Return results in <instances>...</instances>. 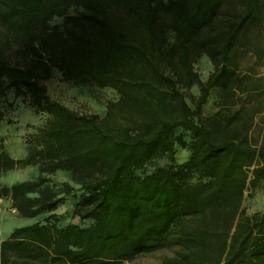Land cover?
Wrapping results in <instances>:
<instances>
[{"label":"trees","instance_id":"16d2710c","mask_svg":"<svg viewBox=\"0 0 264 264\" xmlns=\"http://www.w3.org/2000/svg\"><path fill=\"white\" fill-rule=\"evenodd\" d=\"M56 16L65 31L50 28ZM0 27L27 57L13 64L0 48V96L13 88L48 116L25 157L0 136V198L23 218L49 213L0 241V264H127L163 248L161 264H264V209L244 205L264 185V0H0ZM54 69L119 99L103 115L74 110L48 93ZM214 90L218 110L206 115ZM4 118L0 104V127ZM178 146L190 153L182 163ZM163 155L167 165L136 173ZM27 166L69 172L80 184L73 214L91 223L58 225L65 198L30 195L43 177L1 184Z\"/></svg>","mask_w":264,"mask_h":264},{"label":"rangeland","instance_id":"374dc122","mask_svg":"<svg viewBox=\"0 0 264 264\" xmlns=\"http://www.w3.org/2000/svg\"><path fill=\"white\" fill-rule=\"evenodd\" d=\"M82 10L80 6H73L71 13H77ZM49 26L52 29L65 31L67 22L64 17H53ZM169 41H174V33L169 32ZM1 43L0 48L4 52V58L13 64L24 65L27 62V57L24 50L15 44L7 32L0 27ZM196 68L203 80H206L209 74L213 71L214 66L207 56L201 57L196 65ZM7 82V80H6ZM48 93L53 99H56L68 107L80 112L105 114L107 103L111 100L119 99L118 92L110 87H99L90 82H65L62 79V74L59 70L54 69L52 77L46 82ZM192 94L198 95V87H193ZM219 92L214 90L211 92L207 103L204 105L203 112L206 115H213L218 110ZM0 104L5 111V118L0 127V136L3 139L5 149L15 158L25 157L27 155L26 139L30 134L37 132L44 127L48 121V116L43 113H36L29 105L28 96H16L14 89L8 87L3 95L0 96ZM186 142L192 139V133L179 131ZM189 151L178 146L175 160L177 163H182L189 158ZM169 159L163 155L152 160L144 167L137 169L136 173L140 176L148 174L160 166L167 165ZM45 178L46 182L38 187L31 196L53 194L57 197H64L65 202L58 207L55 214L58 219V225L64 226L75 223L82 226H87L91 223L90 220L81 221L73 214V206L76 198L73 194L79 193V182L72 179L67 171H58L53 174H42L38 166H27L4 173L1 177L2 185H13L22 181H38L40 178ZM73 186L72 194L66 195L67 187ZM69 186V187H70ZM244 205L247 206L248 212L264 209V185L261 184L257 188H249L245 192ZM49 213H45L36 218H23L18 215V212L12 207V201L9 198H0V240L8 237L10 232L18 226L27 225L36 221H43ZM172 251L168 248L158 249L153 252L144 253L137 256L127 264H161L162 260L170 256ZM89 264H98L90 262Z\"/></svg>","mask_w":264,"mask_h":264},{"label":"crops","instance_id":"0c3cea01","mask_svg":"<svg viewBox=\"0 0 264 264\" xmlns=\"http://www.w3.org/2000/svg\"><path fill=\"white\" fill-rule=\"evenodd\" d=\"M27 224H30V223H27ZM11 233V232H10ZM2 240H4V239H1L0 241H2Z\"/></svg>","mask_w":264,"mask_h":264}]
</instances>
